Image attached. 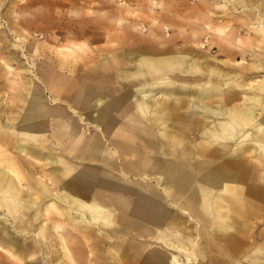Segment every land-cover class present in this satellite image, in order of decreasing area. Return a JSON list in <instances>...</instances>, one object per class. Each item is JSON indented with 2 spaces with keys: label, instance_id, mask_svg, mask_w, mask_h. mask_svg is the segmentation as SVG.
I'll list each match as a JSON object with an SVG mask.
<instances>
[{
  "label": "bare ground",
  "instance_id": "obj_1",
  "mask_svg": "<svg viewBox=\"0 0 264 264\" xmlns=\"http://www.w3.org/2000/svg\"><path fill=\"white\" fill-rule=\"evenodd\" d=\"M169 1L142 0L146 36L144 19L112 13L127 24L120 44L131 50L110 48L78 76L71 66V76L17 90L22 113L0 125V154L2 142L19 145L27 172L14 161L0 170L4 222L20 234L0 221L8 264H264V0H224L242 21L227 30L207 20L200 56L171 51L165 20L176 26L179 16ZM5 14L9 29L24 30L26 20ZM115 29L97 39H119ZM50 139L57 158L36 176ZM32 231V245L20 244Z\"/></svg>",
  "mask_w": 264,
  "mask_h": 264
},
{
  "label": "rangeland",
  "instance_id": "obj_2",
  "mask_svg": "<svg viewBox=\"0 0 264 264\" xmlns=\"http://www.w3.org/2000/svg\"><path fill=\"white\" fill-rule=\"evenodd\" d=\"M53 1L55 0L51 1L52 3L47 9L46 6H44L45 2H43V0H0V70H2V74H4L3 76L0 74L1 126L4 125L6 120H11L21 115L20 113H22V107L25 106L24 99L26 97L25 95H20V93L17 94V90L19 92L26 83L27 87L31 88L30 85L32 84H30V82L28 83L29 80L37 83L40 81L39 78L49 80L57 73L71 76L69 71L71 66L76 68L77 72H74L73 74L78 76V74L83 73L88 64L95 59L109 57L110 54L108 52L110 51V48L118 47L119 52L122 50H125V52L131 50L127 47V44H120L122 42L123 28L127 27V24L119 22L113 17V12H118V15H124L129 19L133 18V16L135 18L144 19L141 20L144 22V29H142L141 36H146L148 34L150 16L147 14L151 13L147 7L143 6L142 0ZM62 1H64L65 4L62 3ZM26 2L28 5L25 6L20 13H16L19 10L20 5H26ZM169 2L173 11L179 16L177 21L178 24H175L176 26H173V18L165 20V22L172 27L168 31L171 38L170 44L172 50H170L175 53H187L193 56H200L203 54V51L198 48L195 41L198 38L205 40L202 27L207 20L211 21L213 24L221 23L225 25L228 30L231 29L236 17L239 18L237 20L238 22L241 19V14L233 9L231 3L224 2V0H170ZM54 3L58 5L57 8L53 7ZM7 9L12 11L11 16H14V18L18 15L19 18L17 17V19L21 22L22 19L26 20L23 21V31L19 29V25L12 29L8 28L7 15L5 14ZM13 10L16 12H13ZM100 13L105 14L100 15ZM253 21L255 20L253 19ZM111 27L118 28L115 30L120 34L119 39L106 37V35L112 36L111 32L114 31L109 32ZM99 30H104V33L106 34L104 35V39L103 37L97 39L99 37V35H97ZM13 32L17 35H14ZM211 51H213V54L219 56L213 49H211ZM3 57L6 58V62L2 60ZM223 57V55H220L219 60L215 59L214 62H218L220 66H224L226 69L232 68L227 62H222L223 60L221 59H226V57ZM127 67V65L123 66L125 69ZM77 78L82 80L83 76ZM126 86L127 84L124 81H118L114 84V88L122 87L124 89ZM11 106L15 109L10 111ZM83 126L84 125L80 124L82 129ZM83 131L85 135H88L86 129H83ZM1 146L5 148L6 153L0 154V170L7 169V165L14 161L16 164L18 163V169L24 172L26 169L17 158L16 150L18 151L19 145L12 147V145L6 144L5 146L4 142H2ZM7 155L8 157H6ZM41 160L43 162V167H46V169L51 166L50 163L52 157L50 158L48 154L41 158ZM25 173L27 174L26 171ZM39 174L40 173H36V176ZM11 176L14 177V175H10V177ZM24 183L28 184V181L25 180ZM6 184V182H3L1 185ZM25 184L24 186L26 187ZM45 205L46 203H43V206ZM5 213L6 211L0 208V221H3L4 229L8 230L9 226L4 222L5 220H8V216H6ZM239 218H241V216ZM240 220H242V218ZM44 221L45 224H47L46 228L48 229L50 226V223H48L49 220L45 219ZM259 223L264 224V220H259ZM19 235L14 231L13 236ZM20 237L23 238V236ZM24 240L25 239L20 240V243L24 242ZM7 243L8 241H3L2 246L4 247ZM31 243H33V241H31ZM48 243V247H50L49 250L53 251L52 253L54 256L61 257L63 251L61 254V251L58 250V246L55 244L56 240L52 239ZM54 249L58 253H55ZM1 251L3 253L0 254V264H8V253H6L8 248L4 247V250ZM40 256L41 255L39 254L37 257L40 258ZM64 258L65 257H63V259ZM200 258L201 257H199V262L203 260V258ZM183 262L187 264L185 259H183Z\"/></svg>",
  "mask_w": 264,
  "mask_h": 264
},
{
  "label": "crops",
  "instance_id": "obj_3",
  "mask_svg": "<svg viewBox=\"0 0 264 264\" xmlns=\"http://www.w3.org/2000/svg\"><path fill=\"white\" fill-rule=\"evenodd\" d=\"M85 136H87V135H85ZM23 145H26V143H28V141H22L21 142ZM47 144H49V149L48 148H46L47 147ZM54 142L53 141H51V139L50 140H47V141H44V142H42V143H40V145H39V147H42L41 149H42V152H38V159H39V163H38V165H35V170H36V172L37 173H40V172H43V174H45L44 173V171L46 172H49V171H51V167H52V165L54 164V163H50V167L48 168V169H46V167H43V162H42V160H41V158H43L46 154H48L49 156H51L52 157V161L51 162H54L55 160H56V158H57V156H56V150L57 149H55L54 148ZM19 148V147H18ZM28 149H30V147H28ZM30 151V150H29ZM30 153L31 154H33V152H31L30 151ZM46 153V154H45ZM50 157V158H51ZM18 158V157H17ZM23 172V171H22ZM24 174H26L25 173V170H24ZM25 184V183H24ZM25 185H27V184H25ZM23 187H24V189L26 188L24 185H23ZM17 222L19 221V220H16ZM21 224V223H20ZM9 226V225H8ZM35 232L34 231H32V232H30V234H32L31 236L32 237H26V238H22V239H25L24 240V242H21L20 244H22V245H28V246H31L32 245V243H31V241H34V237H36V233L34 234ZM8 234L10 235V234H12V235H14L13 233H12V229H11V227L9 226V229H8ZM3 241H8L6 238H4V240ZM8 244V243H7ZM10 258H12V256L11 255H9L8 254V259H10Z\"/></svg>",
  "mask_w": 264,
  "mask_h": 264
}]
</instances>
